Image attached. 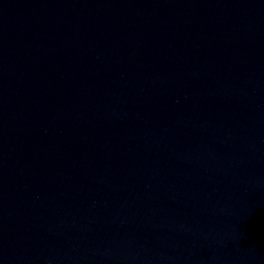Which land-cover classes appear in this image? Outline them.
Returning a JSON list of instances; mask_svg holds the SVG:
<instances>
[{"label":"water","instance_id":"obj_1","mask_svg":"<svg viewBox=\"0 0 264 264\" xmlns=\"http://www.w3.org/2000/svg\"><path fill=\"white\" fill-rule=\"evenodd\" d=\"M0 264H264V0H0Z\"/></svg>","mask_w":264,"mask_h":264}]
</instances>
